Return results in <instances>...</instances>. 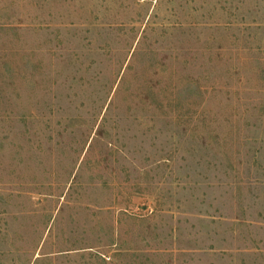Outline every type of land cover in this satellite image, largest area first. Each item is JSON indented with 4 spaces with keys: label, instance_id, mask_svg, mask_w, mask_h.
<instances>
[{
    "label": "rangeland",
    "instance_id": "obj_1",
    "mask_svg": "<svg viewBox=\"0 0 264 264\" xmlns=\"http://www.w3.org/2000/svg\"><path fill=\"white\" fill-rule=\"evenodd\" d=\"M0 264H264V0H0Z\"/></svg>",
    "mask_w": 264,
    "mask_h": 264
}]
</instances>
